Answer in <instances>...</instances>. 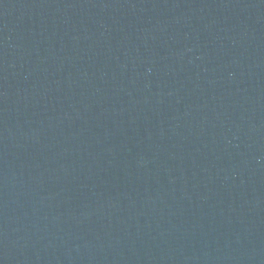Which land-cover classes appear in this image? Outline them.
Here are the masks:
<instances>
[{
  "label": "water",
  "instance_id": "obj_1",
  "mask_svg": "<svg viewBox=\"0 0 264 264\" xmlns=\"http://www.w3.org/2000/svg\"><path fill=\"white\" fill-rule=\"evenodd\" d=\"M0 264H264V0H0Z\"/></svg>",
  "mask_w": 264,
  "mask_h": 264
}]
</instances>
